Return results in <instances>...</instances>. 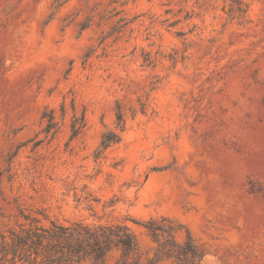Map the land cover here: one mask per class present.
<instances>
[{
  "label": "rangeland",
  "instance_id": "obj_1",
  "mask_svg": "<svg viewBox=\"0 0 264 264\" xmlns=\"http://www.w3.org/2000/svg\"><path fill=\"white\" fill-rule=\"evenodd\" d=\"M26 215L264 264V0H0V234Z\"/></svg>",
  "mask_w": 264,
  "mask_h": 264
},
{
  "label": "trees",
  "instance_id": "obj_2",
  "mask_svg": "<svg viewBox=\"0 0 264 264\" xmlns=\"http://www.w3.org/2000/svg\"><path fill=\"white\" fill-rule=\"evenodd\" d=\"M51 125L48 129H51ZM119 137L113 133L105 134L102 146L108 147ZM31 222L28 226L21 223L19 228H10L0 234V261L10 264H106V255L113 248L122 250V261L117 264H133L129 255L137 248V241L130 227L125 224H100L91 226L84 222L70 225L52 220L50 225L40 223V219L26 215ZM152 221L145 224L157 237V227ZM173 244H177L172 241ZM163 249L168 256L182 257L181 254L191 249L193 257H202L197 252L191 237L181 247L184 249L174 254L172 248ZM177 264H182L178 262Z\"/></svg>",
  "mask_w": 264,
  "mask_h": 264
}]
</instances>
